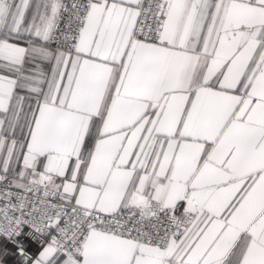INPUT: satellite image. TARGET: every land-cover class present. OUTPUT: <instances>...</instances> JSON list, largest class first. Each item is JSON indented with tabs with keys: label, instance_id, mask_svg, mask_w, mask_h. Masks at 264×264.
Wrapping results in <instances>:
<instances>
[{
	"label": "snow or ice",
	"instance_id": "6c2138e0",
	"mask_svg": "<svg viewBox=\"0 0 264 264\" xmlns=\"http://www.w3.org/2000/svg\"><path fill=\"white\" fill-rule=\"evenodd\" d=\"M0 264H264V0H0Z\"/></svg>",
	"mask_w": 264,
	"mask_h": 264
}]
</instances>
